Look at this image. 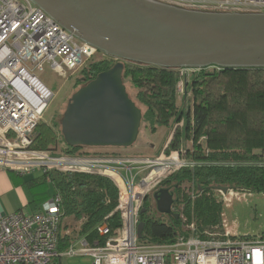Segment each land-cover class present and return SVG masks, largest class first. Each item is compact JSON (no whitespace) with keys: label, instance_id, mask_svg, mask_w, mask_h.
I'll list each match as a JSON object with an SVG mask.
<instances>
[{"label":"built area","instance_id":"obj_1","mask_svg":"<svg viewBox=\"0 0 264 264\" xmlns=\"http://www.w3.org/2000/svg\"><path fill=\"white\" fill-rule=\"evenodd\" d=\"M152 1L198 12L264 13V0ZM97 58L113 66L120 62L65 30L32 0H0V170L23 177L60 172L110 178L119 190L117 212L122 221L116 231L108 225L100 227L104 245L90 244L78 235L60 252L61 241L69 238L70 232L63 231L59 194L36 214L0 213V264H62L56 260L74 257H90L93 264H264V235L236 234L224 213L220 227L198 235L196 225L188 224L182 211L173 206V215L180 216L184 227L176 242L139 243L144 202L154 198L164 183L187 165L183 149L150 158L82 152L67 155L35 148L34 132L55 97L40 75L50 69L68 79ZM197 71L180 70L178 91L186 88L188 75ZM217 192L224 209L252 195L234 189Z\"/></svg>","mask_w":264,"mask_h":264},{"label":"trees","instance_id":"obj_2","mask_svg":"<svg viewBox=\"0 0 264 264\" xmlns=\"http://www.w3.org/2000/svg\"><path fill=\"white\" fill-rule=\"evenodd\" d=\"M113 65L100 61L88 66L81 74L86 86ZM201 69L185 85V93L193 94V109L177 112V89L181 81L179 69H165L140 64H126L123 79L138 90L137 102L146 109L142 124H151V131L169 127L176 122L172 135L161 152L184 150L187 165L164 183L175 199L174 207L195 224L197 234L212 232L222 224L224 206L218 188L234 189L250 194H264V69ZM86 79L85 82H83ZM83 86V87H84ZM146 119V121H144ZM182 129H177L179 125ZM37 141L41 150L55 141L52 130L38 127ZM141 131V129H140ZM182 131V133L180 132ZM140 136V133H139ZM139 138V137H138ZM138 141V140H137ZM191 142L192 149L185 148ZM62 152L77 154L85 148H72L62 139ZM35 148H37L34 140ZM39 149V148H37ZM49 179L62 198L63 220L83 221L79 237L90 244L104 245L100 227L108 225L112 231L122 226L119 190L110 178L80 173L53 172ZM29 206L41 209L49 200L43 187ZM187 187V188H186ZM143 205L140 223L145 224L140 244L170 245L182 234L184 227L179 216L156 218ZM220 231V228L218 229ZM70 238L61 241L60 252L70 245Z\"/></svg>","mask_w":264,"mask_h":264},{"label":"water","instance_id":"obj_3","mask_svg":"<svg viewBox=\"0 0 264 264\" xmlns=\"http://www.w3.org/2000/svg\"><path fill=\"white\" fill-rule=\"evenodd\" d=\"M32 1L78 39L120 61L70 100L61 131L72 148L136 145L143 112L124 83L126 64L179 70L264 69V13L198 12L152 0ZM154 199L159 214L173 215L170 190H159ZM144 228L140 223L139 238Z\"/></svg>","mask_w":264,"mask_h":264},{"label":"rangeland","instance_id":"obj_4","mask_svg":"<svg viewBox=\"0 0 264 264\" xmlns=\"http://www.w3.org/2000/svg\"><path fill=\"white\" fill-rule=\"evenodd\" d=\"M99 61L100 59L97 58L92 61L90 65ZM209 72H213V69H210ZM81 76V71H78L77 73L72 74L68 79H62L50 69H46V71L40 75V79L53 90L55 95L38 125V127L41 126L46 131L49 129L52 130L55 137V141H53L47 149H44L46 151L62 152V150H64L62 143L63 136L61 131V121L68 108L70 100L84 86L81 83ZM192 78L193 74H189L187 80L185 81V85L187 82L191 81ZM125 85L131 99L145 113L146 109L140 106L136 99L138 90L132 86L129 80H125ZM182 90L185 92V87L179 91L177 89V112L179 113L183 110V108H191L192 110L195 105L193 94L189 93V95H186V93L184 94ZM173 120L174 118L170 119L169 127H162L163 129H160L157 134V131H151L150 123H143L135 148L129 150L130 154H127L124 150H118L116 148H85L80 152L94 155H112V153L126 155L135 154L155 158L161 154L163 147L168 141V136H171L174 131L176 122ZM144 121H146V119ZM38 127L34 132L33 139L35 140L37 148L41 149L38 142H36L37 132L39 129ZM180 132L182 133V131ZM184 146H186L185 148L188 147L189 149H192L191 142L185 143ZM148 206L156 218L159 219L160 216H162L157 211L154 198L149 199ZM27 209H24L23 211L27 213ZM223 213L228 226L234 227L236 234L249 237L264 235V194H252L251 196H248L246 200H235L229 208L223 209ZM80 227L79 221H75L71 218L64 219L63 231L70 232V239L78 237ZM56 262H61L62 264H93V260L90 257L64 258L61 261L57 259Z\"/></svg>","mask_w":264,"mask_h":264},{"label":"crops","instance_id":"obj_5","mask_svg":"<svg viewBox=\"0 0 264 264\" xmlns=\"http://www.w3.org/2000/svg\"><path fill=\"white\" fill-rule=\"evenodd\" d=\"M160 129L163 128H157L156 134ZM134 148L135 146L130 149L120 150H124L127 154H130L129 150H132ZM112 155L127 157H147L135 154L126 155L120 153H112ZM39 186L43 187L45 194H48V201H50L56 195V190L53 188V184L51 183V181L45 178L44 175L41 173H36L31 176L23 177L15 172H5L3 170H0V213L10 215L17 212H24L23 210L27 208L28 211L26 214H36L41 212L44 205L48 201L45 202L39 210L33 209L32 206H29L30 200L35 199L38 190H40Z\"/></svg>","mask_w":264,"mask_h":264},{"label":"flooded vegetation","instance_id":"obj_6","mask_svg":"<svg viewBox=\"0 0 264 264\" xmlns=\"http://www.w3.org/2000/svg\"><path fill=\"white\" fill-rule=\"evenodd\" d=\"M84 81L83 82H85L86 81V79H83Z\"/></svg>","mask_w":264,"mask_h":264}]
</instances>
